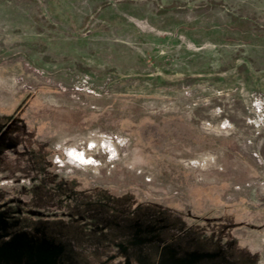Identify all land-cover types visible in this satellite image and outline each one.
Segmentation results:
<instances>
[{"label":"rangeland","instance_id":"obj_1","mask_svg":"<svg viewBox=\"0 0 264 264\" xmlns=\"http://www.w3.org/2000/svg\"><path fill=\"white\" fill-rule=\"evenodd\" d=\"M17 108L38 161L7 155L2 196L23 180L57 193L44 215L167 219L217 250L204 264H264V0H0V115ZM101 136L118 160L53 164ZM112 245L73 262L112 264Z\"/></svg>","mask_w":264,"mask_h":264},{"label":"trees","instance_id":"obj_2","mask_svg":"<svg viewBox=\"0 0 264 264\" xmlns=\"http://www.w3.org/2000/svg\"><path fill=\"white\" fill-rule=\"evenodd\" d=\"M17 110L18 108L15 111L13 110L14 112L11 114L13 116H10V119H5L4 116L0 115V163H3L4 167L9 166L8 164L10 163V160H7V155H11L15 159V163L20 161L29 163L30 160L38 161L37 154L39 149L35 148V151L29 145L31 140L30 128L27 126L26 131L18 128V123L22 121L19 120L18 122V118L15 119V115L19 113V110ZM51 153L53 152H43V156L46 157V155ZM88 208L91 210H103L106 213L105 215H108L107 218L103 219L104 221L101 225L103 228L100 226L97 228L98 222L95 220L99 221L101 217L98 216L96 211V215L90 214V217H95L96 219L93 218V220L87 221V224L84 225H81L82 223H78L76 220L67 222L65 220L66 214L48 216V224L45 225L44 230L48 235V240H53L51 237H58L57 235L64 238L56 242L57 246L61 242L63 243L61 246L62 251L60 250L59 256L55 252V247L46 246L45 250L48 253L53 250L51 256L46 255L45 263L43 262L44 257L38 258L37 264H49V261L54 264H74L73 260L83 257L85 253L99 257L103 255V251L106 248L102 246L103 242L113 244V251L106 256V258H111L110 263L112 264L118 259H122L124 264H181L177 263L179 259L190 258L191 260L194 255L196 257L192 259L191 264H200L201 260L210 256L207 255L209 251L210 253L217 251L204 248L206 241L204 240L205 243L201 242L203 238H200L199 233L194 235L195 238L191 237L190 230L173 235L170 229L174 224L170 227V221H167V219L160 220V224H163L157 225L150 223L151 220L149 218L138 219L140 220L138 222L137 219H123V217L114 214V212L109 213L107 207L101 205H94ZM82 209L84 210L85 208L83 207ZM144 211L156 215L159 212L156 207L145 206L139 207L137 212H135V216L139 217V214L141 212L144 213ZM103 212L102 214L104 215ZM68 216L72 217L73 215ZM58 218L62 220H53ZM134 223L138 224L134 225ZM88 230L90 231L88 232ZM186 236L190 238L188 239Z\"/></svg>","mask_w":264,"mask_h":264},{"label":"flooded vegetation","instance_id":"obj_3","mask_svg":"<svg viewBox=\"0 0 264 264\" xmlns=\"http://www.w3.org/2000/svg\"><path fill=\"white\" fill-rule=\"evenodd\" d=\"M13 190L7 193L8 196L0 194V264H37L38 258L43 257L45 263L46 255L51 256L53 251L48 253L45 247H55V252L59 255L63 243L57 246L56 242L64 238L57 235L58 237H51L53 240H48L44 227L48 224V216L51 215L38 212V207H51L57 193L46 191L41 185H29L23 180L18 189L21 193L15 196ZM204 260H201L200 264H204Z\"/></svg>","mask_w":264,"mask_h":264},{"label":"clouds","instance_id":"obj_4","mask_svg":"<svg viewBox=\"0 0 264 264\" xmlns=\"http://www.w3.org/2000/svg\"><path fill=\"white\" fill-rule=\"evenodd\" d=\"M95 135V134H93ZM121 146L127 143L126 140L120 139L117 141ZM83 142L79 145L67 146V141L56 144L57 152H62L61 155H56L53 159V164L59 165L60 168L68 166L67 171L72 172L73 168L87 170L89 167L99 169L102 167V162L95 158L94 155L88 153L103 152L107 154L108 162L118 160L120 157L116 145L113 143L112 137L101 136L99 142L96 140H89L87 148L82 146Z\"/></svg>","mask_w":264,"mask_h":264}]
</instances>
